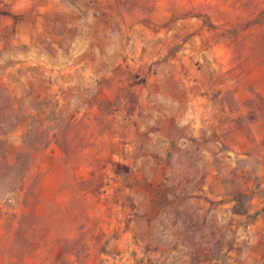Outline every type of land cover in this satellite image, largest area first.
I'll list each match as a JSON object with an SVG mask.
<instances>
[{
  "label": "rangeland",
  "instance_id": "rangeland-1",
  "mask_svg": "<svg viewBox=\"0 0 264 264\" xmlns=\"http://www.w3.org/2000/svg\"><path fill=\"white\" fill-rule=\"evenodd\" d=\"M252 241L264 0H0V264H249Z\"/></svg>",
  "mask_w": 264,
  "mask_h": 264
},
{
  "label": "crops",
  "instance_id": "crops-1",
  "mask_svg": "<svg viewBox=\"0 0 264 264\" xmlns=\"http://www.w3.org/2000/svg\"><path fill=\"white\" fill-rule=\"evenodd\" d=\"M247 249H248V253L252 256L249 257L247 260L249 264H251V262L264 263V243H261L260 241L249 242ZM254 256L258 258H255Z\"/></svg>",
  "mask_w": 264,
  "mask_h": 264
}]
</instances>
